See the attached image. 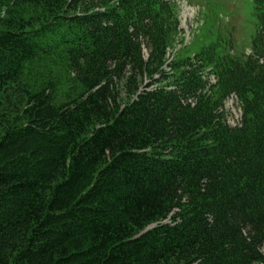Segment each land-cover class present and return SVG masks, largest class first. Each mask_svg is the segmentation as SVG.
<instances>
[{
  "label": "trees",
  "instance_id": "16d2710c",
  "mask_svg": "<svg viewBox=\"0 0 264 264\" xmlns=\"http://www.w3.org/2000/svg\"><path fill=\"white\" fill-rule=\"evenodd\" d=\"M253 2L249 53L168 62L174 0H0V264H264Z\"/></svg>",
  "mask_w": 264,
  "mask_h": 264
},
{
  "label": "rangeland",
  "instance_id": "374dc122",
  "mask_svg": "<svg viewBox=\"0 0 264 264\" xmlns=\"http://www.w3.org/2000/svg\"><path fill=\"white\" fill-rule=\"evenodd\" d=\"M179 7L180 30L168 49V62L194 55L211 41L223 39L225 49L249 53L256 33L257 18L253 0H174ZM148 58V50H144ZM169 70V67H167ZM210 70V68L208 69ZM207 70V71H208ZM214 82L215 75L207 74ZM124 79L118 91L125 96ZM225 113L230 125L241 123L242 109L236 95L225 101ZM151 224L148 228L155 226ZM264 251V248H263Z\"/></svg>",
  "mask_w": 264,
  "mask_h": 264
},
{
  "label": "built area",
  "instance_id": "2783aa9c",
  "mask_svg": "<svg viewBox=\"0 0 264 264\" xmlns=\"http://www.w3.org/2000/svg\"><path fill=\"white\" fill-rule=\"evenodd\" d=\"M214 81H216V78H215V80Z\"/></svg>",
  "mask_w": 264,
  "mask_h": 264
}]
</instances>
